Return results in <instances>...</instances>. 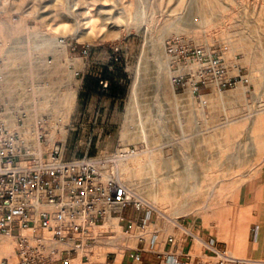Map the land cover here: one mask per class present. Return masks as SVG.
<instances>
[{
  "label": "rangeland",
  "instance_id": "374dc122",
  "mask_svg": "<svg viewBox=\"0 0 264 264\" xmlns=\"http://www.w3.org/2000/svg\"><path fill=\"white\" fill-rule=\"evenodd\" d=\"M196 3L199 14L187 25L189 0H0L6 117L31 109L28 126L51 119L49 131L68 160L117 158L135 149L136 156L123 158L134 163L132 170L119 177L161 212L152 207L156 228L188 223L200 240L211 238L234 258L264 264V0ZM172 37L219 51L248 83L222 92L209 86L199 96L174 90L163 51ZM82 47L90 51L86 59ZM103 66L112 68L111 97L99 107L88 102L86 75ZM7 75L17 80L9 94ZM189 167L198 168L200 184L185 183L197 176ZM102 228L109 233L91 230L100 239L91 264H104L108 252L122 254L126 247L115 220ZM177 239L185 242L182 230ZM12 243L4 238L0 248ZM191 256L195 264L214 263L195 241Z\"/></svg>",
  "mask_w": 264,
  "mask_h": 264
},
{
  "label": "built area",
  "instance_id": "2783aa9c",
  "mask_svg": "<svg viewBox=\"0 0 264 264\" xmlns=\"http://www.w3.org/2000/svg\"><path fill=\"white\" fill-rule=\"evenodd\" d=\"M63 42L59 40V44ZM163 51L174 90H189L199 96L209 86L222 92L248 83L242 68L236 63L229 67L219 51L181 37L165 40ZM89 53L88 48H81L82 59L88 58ZM99 85L107 90L106 81ZM1 93L0 77V240L5 237L14 241V264H70L71 254L78 256L80 264H89L87 252L96 242L92 228L102 227L106 220L116 218L128 207L148 215L154 212L112 171L116 155L104 160L87 155L68 160L63 157L64 145L60 141H55L48 152L32 153L21 135L9 129L8 105ZM10 115L23 126L24 114L12 110ZM50 123L46 116L36 122L41 145L47 142ZM137 154L135 149H125L120 156ZM176 226L190 240L197 237L187 228ZM201 240L206 259L214 263L197 264H246L228 256L219 242ZM168 241L172 244L174 238ZM139 257L138 252L132 255L133 260ZM0 264L10 263L2 258Z\"/></svg>",
  "mask_w": 264,
  "mask_h": 264
},
{
  "label": "crops",
  "instance_id": "0c3cea01",
  "mask_svg": "<svg viewBox=\"0 0 264 264\" xmlns=\"http://www.w3.org/2000/svg\"><path fill=\"white\" fill-rule=\"evenodd\" d=\"M102 69L100 70L98 68L87 75L85 74L87 77L86 85H88L87 91L89 92L88 102L97 104L99 107H103L105 102L109 101L111 97V94L103 91L101 86L96 83V80L101 77L100 73ZM79 73L82 72H76L75 77ZM82 78H84L83 73ZM119 82L121 80L118 78L116 83ZM196 169L198 168H188V170L195 172L197 176L194 179L186 180L185 183H201V180H199V172ZM262 185L263 190L264 176ZM109 220L116 221L117 226L127 241L126 247L123 250L124 252L122 254L108 252L104 258V264H195L191 257L193 242L186 236L185 242L182 244L178 241L177 233L179 230L176 224L172 225L170 231H167L164 225L156 228V217L153 213L148 215L144 211L137 212L129 207L124 209L119 216L106 220L102 225L104 226ZM187 225H185V228ZM191 231L194 233L198 232L195 227ZM170 237L174 238L172 244L168 241ZM136 252L139 253L140 257L138 260H133L132 255ZM76 259H78V256L71 254V260Z\"/></svg>",
  "mask_w": 264,
  "mask_h": 264
},
{
  "label": "bare ground",
  "instance_id": "6f19581e",
  "mask_svg": "<svg viewBox=\"0 0 264 264\" xmlns=\"http://www.w3.org/2000/svg\"><path fill=\"white\" fill-rule=\"evenodd\" d=\"M185 6H187V5H185ZM195 14L196 15L199 14V10L197 8L196 0H189V4H188V6H187V8H186V10L184 11V14H183L184 23L189 25L191 23L192 17ZM160 40H161V38H157L156 41L154 42L153 46H155V49H156L157 43H159ZM17 60H18V58H13V61H17ZM16 84H17V80H15L12 77L8 76V80H7V83L5 85L6 93H8V94L11 93L13 91V89H14ZM137 86H138V73H137V76H136V79H135V83H134L133 89H132V94H133L134 97L136 96ZM3 92H4V90H3V84H2V93H1L2 98H3ZM13 105H15V104H13ZM30 111H31V109H26L25 112L24 111L20 112V114H25V113L27 114ZM33 111L35 112V110H33ZM26 114H25V118L23 119V122H24L23 126L17 124V121H16L17 118L16 117L9 116L7 118V123H8L9 129L12 132L19 133L21 135L22 139L25 141V146L32 153H34L36 155H40L42 153L48 152L49 149L52 147L53 143L55 141H57V138H58L57 136L58 135L56 136V132L52 129L51 131H49V134L47 135V142L45 144H43V145L39 144V142L37 141L39 133H38V130H37V127H36V122L40 118L37 119V120H35V118H34V120H35L34 124L32 126H28L27 120H30V118L27 117L28 115H26ZM141 133H142V138H143V141H144V144H145L146 152H149V154H150L151 149L148 146V143H147V140H146V133H145L143 128L141 130ZM115 160H117V161H115L114 164L112 165L113 166L112 167V171H114L120 177L123 175V177L125 178V176L129 172V170H132L131 169V164H134V163L123 160V157H121L120 154H119V156H117V158H115ZM107 174L108 173L106 171L104 173V176H107ZM124 181L126 182V180H124ZM128 187L130 189H132L135 193H137L139 195V197L145 202V200L141 197V194L137 191V188H135V187H133L131 185H128ZM145 203H147V202H145ZM148 205H150V204H148ZM150 206H151V208L153 207L156 210V212L161 213L156 208V206H153V205H150ZM107 222H109V221H107ZM104 226H102V227H104ZM102 227H100V228L104 229ZM94 228L96 229L98 227H94ZM102 233H104V232H101L100 234H102ZM107 233H109V232H107ZM4 238L5 237L1 238L0 245H1L2 239H4ZM6 239H8L9 241H11V243L12 242L13 243H12V245H9V244L3 245V247L0 248V257L4 256L2 258H6L9 261L10 264H14L15 261H16V258H15V255H14L13 244L15 246V243H14V241L12 239H9V238H6ZM99 240H97V242H99ZM194 241H195L196 244H199V245L202 246V240H200L198 237H194L193 238V242ZM96 243L91 246V248H90L91 251H90L89 255L87 254L89 256V259H90L93 247L97 246ZM227 255L230 256V257H233L231 254L227 253ZM1 259H0V261H1ZM72 261H76V263L80 264L79 263V259L72 260ZM70 264H72V263H70ZM89 264H91V259H90V263ZM246 264H253V262L252 261H246Z\"/></svg>",
  "mask_w": 264,
  "mask_h": 264
},
{
  "label": "trees",
  "instance_id": "16d2710c",
  "mask_svg": "<svg viewBox=\"0 0 264 264\" xmlns=\"http://www.w3.org/2000/svg\"><path fill=\"white\" fill-rule=\"evenodd\" d=\"M110 65H111L112 68H113V69H112V70H113V73H120L119 70H118V67H117V65H116L115 63H111ZM107 69H108V68H105V67L102 69V72H103V73L101 74L100 79L96 80V83L99 85V82H100V81H106V82H107V90H106V91H107V93H108V91H109L108 89H109V86H110V84H111V80H109V79L107 78V75H108ZM110 74H112V73H110Z\"/></svg>",
  "mask_w": 264,
  "mask_h": 264
}]
</instances>
